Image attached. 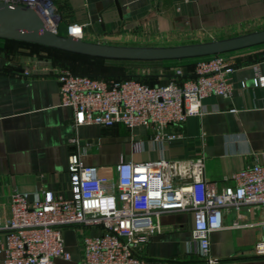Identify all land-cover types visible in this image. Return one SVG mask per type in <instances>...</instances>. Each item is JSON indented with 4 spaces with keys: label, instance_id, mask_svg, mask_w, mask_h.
<instances>
[{
    "label": "crops",
    "instance_id": "crops-1",
    "mask_svg": "<svg viewBox=\"0 0 264 264\" xmlns=\"http://www.w3.org/2000/svg\"><path fill=\"white\" fill-rule=\"evenodd\" d=\"M61 10L63 32L68 22L83 24V39L112 44H143L166 39L206 40L264 27V0H53ZM259 20L258 25L240 26ZM26 46L0 38V211L7 213L12 188L33 194L42 189L67 194V155L74 147L66 139L76 133L83 163L111 173L120 159L152 157L188 159L201 155L202 174L219 188L231 184L228 175L252 162H264V86H254V67L264 73V42L221 53L232 65L229 96L217 93L201 98V113L167 123L157 135L151 127L131 129L121 123L73 126L72 109L58 101L55 72H24ZM191 62V61H189ZM183 71L189 72L192 64ZM22 68L18 70L17 68ZM170 71L162 72L167 80ZM241 82L244 84L241 85ZM159 83V82H158ZM233 107L234 110H229ZM157 135V136H156ZM166 135H171L166 138ZM84 149V150H83ZM232 208L222 213L223 226L209 232L211 263L187 249L190 210L158 214L159 230L138 248L145 264H264L253 252L258 238L256 204L241 210L243 226H230ZM95 228L67 225L61 229L68 259L54 264H77L82 236ZM4 231L0 230V245ZM2 251L0 248V264Z\"/></svg>",
    "mask_w": 264,
    "mask_h": 264
},
{
    "label": "built area",
    "instance_id": "built-area-1",
    "mask_svg": "<svg viewBox=\"0 0 264 264\" xmlns=\"http://www.w3.org/2000/svg\"><path fill=\"white\" fill-rule=\"evenodd\" d=\"M0 1L31 7L49 30L58 33L62 14L53 0ZM252 24L260 21L240 26ZM63 34L83 38V24L68 22ZM231 69L221 53H213L197 57L189 72L177 67L170 70L172 75L167 80L152 84L135 76L102 77L68 70L55 74L58 101L71 107L73 126L121 123L131 129L142 125L158 135L167 123H179L186 115L201 113L202 97L212 93L229 96ZM252 84L264 86V73L256 67ZM66 141L74 147L67 155V194L49 189L33 194L10 190L7 213L0 211V230L4 231L1 264H54V258L68 259L61 234L67 225L96 229L82 236L77 264H145L138 248L159 230L158 214L182 209L192 215L188 251L194 248L199 258L211 263L216 257L208 253V235L223 226L224 209L235 212L230 226H243L249 223L239 219L241 210L251 204L259 209L255 223L259 234L253 252L264 255V162L232 171L228 175L232 183L217 188L202 174L201 155L188 159H120L108 173L99 165L80 160L82 146L76 133Z\"/></svg>",
    "mask_w": 264,
    "mask_h": 264
},
{
    "label": "water",
    "instance_id": "water-1",
    "mask_svg": "<svg viewBox=\"0 0 264 264\" xmlns=\"http://www.w3.org/2000/svg\"><path fill=\"white\" fill-rule=\"evenodd\" d=\"M0 38L38 43L104 58L168 59L208 55L264 42V27L228 36L176 44H112L49 30L29 6L0 1ZM22 70V68H17Z\"/></svg>",
    "mask_w": 264,
    "mask_h": 264
},
{
    "label": "rangeland",
    "instance_id": "rangeland-1",
    "mask_svg": "<svg viewBox=\"0 0 264 264\" xmlns=\"http://www.w3.org/2000/svg\"><path fill=\"white\" fill-rule=\"evenodd\" d=\"M57 30L58 33H64L60 27ZM193 41L200 40L197 38L183 37L178 39H166L162 41H150L147 44L166 45ZM24 60V63L26 64L25 70L32 73L56 72L59 70L96 73H136L140 75L141 79L147 82H162L164 78L160 74L161 71L167 72L177 67L184 70L188 67L187 64L189 61H191V59L174 61H111L99 58H71L69 56L62 55L59 52L37 46H32L29 48V50H26ZM150 74L151 76H148Z\"/></svg>",
    "mask_w": 264,
    "mask_h": 264
},
{
    "label": "trees",
    "instance_id": "trees-1",
    "mask_svg": "<svg viewBox=\"0 0 264 264\" xmlns=\"http://www.w3.org/2000/svg\"><path fill=\"white\" fill-rule=\"evenodd\" d=\"M4 39H10V38H4ZM13 41H16L17 43L21 44L22 46H26L27 49L29 50L30 47L32 46H37V47H42L48 50H52V51H56L59 52L62 55L65 56H69L71 58H99V59H105V60H111V61H174V60H182V59H191V62H189L187 65H190L194 62V60L197 57H202V56H207V55H200V56H190V57H182V58H168V59H123V58H104V57H99V56H91V55H86V54H81V53H74V52H70V51H65L62 49H58V48H54V47H50V46H46V45H42V44H38V43H33V42H27V41H22V40H16V39H11ZM72 73H80V74H88L91 76H102V77H123V76H135L137 78H140L139 74L136 73H116V72H108V73H99V72H85V71H71ZM166 75H170V73H166ZM148 76H151L148 75ZM141 79V78H140ZM143 80V79H142ZM145 81V80H144ZM147 82V81H146ZM149 84L152 83H157V82H147Z\"/></svg>",
    "mask_w": 264,
    "mask_h": 264
}]
</instances>
